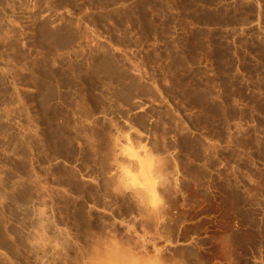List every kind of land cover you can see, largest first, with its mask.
Masks as SVG:
<instances>
[{
    "label": "rangeland",
    "instance_id": "1",
    "mask_svg": "<svg viewBox=\"0 0 264 264\" xmlns=\"http://www.w3.org/2000/svg\"><path fill=\"white\" fill-rule=\"evenodd\" d=\"M160 263L264 264V0H0V264Z\"/></svg>",
    "mask_w": 264,
    "mask_h": 264
},
{
    "label": "bare ground",
    "instance_id": "2",
    "mask_svg": "<svg viewBox=\"0 0 264 264\" xmlns=\"http://www.w3.org/2000/svg\"><path fill=\"white\" fill-rule=\"evenodd\" d=\"M158 262V261H157ZM160 264H162V263H160Z\"/></svg>",
    "mask_w": 264,
    "mask_h": 264
}]
</instances>
